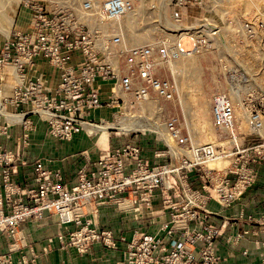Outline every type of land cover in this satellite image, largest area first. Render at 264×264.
I'll return each mask as SVG.
<instances>
[{
  "label": "built area",
  "instance_id": "2783aa9c",
  "mask_svg": "<svg viewBox=\"0 0 264 264\" xmlns=\"http://www.w3.org/2000/svg\"><path fill=\"white\" fill-rule=\"evenodd\" d=\"M244 1L21 0L27 27L0 38V238L12 241L10 256L28 249L37 257L21 226L46 216L64 227L60 243L80 253L95 240L117 248L113 231L98 227L100 207L115 206L141 221L157 200L169 219L156 233L135 229L130 239L121 236L126 245L117 264H230L218 253L222 226L210 203L231 207L257 183L264 163V0L251 17ZM165 9L173 27L161 22ZM133 15L139 27L149 22L161 33L131 42L127 19ZM185 38L192 40L189 50L181 46ZM206 53L219 56L228 86L211 100L216 143H196L183 131L188 121L171 113L157 137L164 145L147 155L146 130L122 126L142 119L149 105L180 101L173 68L183 56ZM40 57L58 71L54 85L37 71ZM101 109L111 117L97 118ZM39 123L61 141L82 131L94 135L89 126L112 125L97 158L82 153L75 183L67 184L63 171L43 158L32 160L22 182L19 168L30 164L22 151ZM15 128L19 135L10 147ZM210 160L227 164L209 167ZM252 217L264 244V214Z\"/></svg>",
  "mask_w": 264,
  "mask_h": 264
},
{
  "label": "crops",
  "instance_id": "0c3cea01",
  "mask_svg": "<svg viewBox=\"0 0 264 264\" xmlns=\"http://www.w3.org/2000/svg\"><path fill=\"white\" fill-rule=\"evenodd\" d=\"M37 71L45 72L51 85L57 83L59 79L58 71L43 57L37 59ZM109 111L97 110L96 116L106 117ZM18 135L19 129L15 128L13 138L8 141L10 147L15 146ZM94 137L82 131L70 141H61L49 133L44 123H39L32 134L30 146L22 151L30 164L19 168L17 179L25 181L31 174L32 160L43 158L52 168H60L63 171L67 184L75 183L78 169L85 162L82 153H88L89 157L97 153L95 146L99 142L97 138L93 139ZM210 207L218 212L214 216V222L222 226V233L217 240L218 253L230 264L261 262L264 257V244L259 239L263 237L257 231L258 223L249 220L248 217L264 212V163L259 166L257 183L247 190L240 200L229 208H223L212 201ZM160 209L161 204L156 200L155 210L152 213H145L142 220L138 221L131 212L120 211L112 205L101 206L98 221L101 226L113 229L119 247L110 249L102 243H95L91 251L85 254H80L73 247L61 246L58 235L65 233V229L53 216L27 221L21 227L28 242L36 249L37 264H116V261L122 258L125 248V244L120 240L121 236L130 238L135 229L156 233L160 225L169 219L168 212ZM237 235L240 237L234 240ZM8 240L4 236L0 238V251L8 250ZM49 244L52 249L45 252ZM22 254L31 255L28 249H24Z\"/></svg>",
  "mask_w": 264,
  "mask_h": 264
},
{
  "label": "rangeland",
  "instance_id": "374dc122",
  "mask_svg": "<svg viewBox=\"0 0 264 264\" xmlns=\"http://www.w3.org/2000/svg\"><path fill=\"white\" fill-rule=\"evenodd\" d=\"M244 3L245 4L243 7V11L245 14H247L248 17H251V15H255L257 10L262 11V6H260V1L258 0H245ZM161 18V22L163 25H167V23L169 24L168 26L172 25L166 9L162 11ZM28 21L29 13L23 7V4H21V0H0V27L3 26L4 29L11 33L17 29H25L28 25ZM153 27L150 26L149 22L146 26L142 28L139 27L136 22L135 15L127 19V33L129 35L130 41L136 44L147 43L148 41L154 39L156 35H159L161 33L160 29H154ZM8 32L0 29V38H3ZM192 44L193 43L190 38H185L181 42V46L186 50L191 49ZM172 72L176 76L181 88L180 101L177 100L172 104H169L167 102L154 103L152 105H149L146 108V111L142 114V116H144L142 117V119L152 118L153 121H156L160 125V130L158 131L161 132V134H159L160 132L152 133L151 130H146V134L150 135L147 142L148 145L146 147V150H148L146 151L147 153H152L154 149L161 148V146L164 145L163 142L157 140V137L158 135L161 136L162 133H164L161 125L165 117L171 113L178 114L181 120L184 122L186 120L188 121L189 124H184L183 131L185 134L190 135L196 143H216L215 135L218 131L212 125L211 100L216 92L227 90L228 87L226 81L222 77L219 56L216 53H206L200 56H183L178 59ZM106 117L110 118L111 112L109 113V115L107 113ZM97 118H99V116ZM245 129L248 130L247 127ZM138 137L142 138L141 135H139ZM95 138H97V136H95L93 139ZM170 141L172 145H174L173 140ZM107 145V143L96 144L95 147L97 149V153L95 154V156H91H99L102 153L103 149H106ZM221 162L222 163H219V165L217 162H215L214 165L211 164V166L209 167H223L225 164H227V160H222ZM200 182V180L193 181V183L195 184H200ZM263 214L264 212L257 216H261ZM250 216L256 217L254 215ZM249 220L251 219L249 218ZM98 227L100 229L105 228L101 226L100 223H98ZM111 230L113 231V229ZM114 237L118 244V239L116 238L115 233ZM8 241V250L5 252L0 251V264H37V257H34L32 254L30 256H27V258H29L28 263L22 262V257L24 255L22 254L23 249L18 250L15 254L10 256L11 253L9 254V245L12 241ZM95 243H102L105 246V244L101 240H95L91 243V245L89 246V251L86 253H89L91 251L92 246ZM123 243L126 245L125 242ZM62 244V247H73L76 249V247L74 246H68V244H63V246ZM123 259L124 255H122L121 259L116 261V264Z\"/></svg>",
  "mask_w": 264,
  "mask_h": 264
},
{
  "label": "bare ground",
  "instance_id": "6f19581e",
  "mask_svg": "<svg viewBox=\"0 0 264 264\" xmlns=\"http://www.w3.org/2000/svg\"><path fill=\"white\" fill-rule=\"evenodd\" d=\"M3 1V0H2ZM19 1V0H17ZM169 24L167 23V26ZM166 26V27H167ZM173 27V26H172ZM1 30L5 31V32H8L6 29H4L3 26L0 27ZM9 34V32L7 33V35ZM112 124H99L97 126H89L88 129L94 134L97 136V141L100 143V144H106L107 143V135H108V129L109 127L111 126ZM122 129L123 130H160V125L156 122V121H153L151 118L149 119H140V120H137V121H134L132 123H129V124H124L122 126ZM162 129V128H161ZM91 133V134H92ZM158 133V132H157ZM222 160H210L208 162V165L211 166V164L214 165L215 162L218 163H222L221 162Z\"/></svg>",
  "mask_w": 264,
  "mask_h": 264
}]
</instances>
